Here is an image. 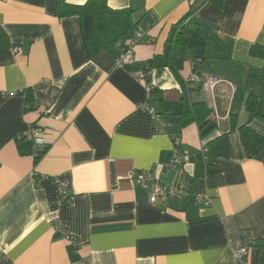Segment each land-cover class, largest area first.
Masks as SVG:
<instances>
[{"label":"crops","instance_id":"1","mask_svg":"<svg viewBox=\"0 0 264 264\" xmlns=\"http://www.w3.org/2000/svg\"><path fill=\"white\" fill-rule=\"evenodd\" d=\"M58 1L0 0V264H264V142L249 155L239 131L246 124L264 136V85L248 79L250 67L264 65L251 54L264 46V0H108L136 10L146 28L136 61L123 66L104 50L89 57L78 17L58 16ZM185 18L212 27L228 49L192 40L181 82L166 56ZM150 60L144 82L135 72ZM194 73L236 85L196 91L213 108L205 136L197 123L178 121L192 109L185 83ZM250 92L260 98L256 116L245 107ZM37 124L52 140L38 161L33 139L20 137ZM174 136L192 156L168 169ZM152 168L213 203H152L151 188L133 178Z\"/></svg>","mask_w":264,"mask_h":264},{"label":"trees","instance_id":"2","mask_svg":"<svg viewBox=\"0 0 264 264\" xmlns=\"http://www.w3.org/2000/svg\"><path fill=\"white\" fill-rule=\"evenodd\" d=\"M210 1L214 2V0ZM56 11L60 17L70 15L78 17L89 57H93L98 52L104 50L116 58L120 51L117 44L120 43L123 47V40L132 35L142 22V17L136 19V10L131 8L114 9L108 5V0H87L85 4L81 5L69 4L64 0H59ZM203 31H205L204 34ZM196 39H205L206 41L213 42L219 54L227 52L228 40L217 33L212 27L204 28L200 23L189 18L180 20L176 24L174 32L168 41L169 50L166 56V66L170 67L181 82L183 80L180 71L184 67L188 47L190 42ZM251 54L264 60V46H254ZM225 57L222 54L220 56V58ZM147 63L151 65V68L156 64L153 60ZM248 79L256 80L264 85V65L262 68L250 67ZM199 90L200 88H196L197 93ZM259 101V96L252 92L246 98V110L253 116L258 114ZM212 113L213 108L209 103L196 99L192 103L191 110L178 114V121L183 126L197 123L200 127L201 135L205 136L215 127V124H212L210 120ZM237 118L238 115H231L233 128L237 126ZM239 131L249 155L264 142V136L246 124L241 125ZM42 154L37 156L36 161L40 159Z\"/></svg>","mask_w":264,"mask_h":264},{"label":"built area","instance_id":"3","mask_svg":"<svg viewBox=\"0 0 264 264\" xmlns=\"http://www.w3.org/2000/svg\"><path fill=\"white\" fill-rule=\"evenodd\" d=\"M1 1H7V0H1ZM192 3H196L197 0H190ZM208 1V0H205ZM146 28L143 26H138L134 33L127 38L123 40V47L120 45V43L117 44V46L120 48V51L115 58L117 65L123 66L126 64H133L136 59L134 56V47L137 45V43L141 40V38L145 35ZM17 55L24 54V50L17 47L14 50ZM151 65L148 63H145L144 66L137 70L135 72L136 76L144 81H148V75L151 73ZM186 89L188 91H191L193 101L198 99L196 94V88H201V90L206 91L209 95L213 93V91L219 87L224 86L227 88L228 92L233 93V91L236 88L235 83L215 76L211 74L206 73H194L192 74L188 80L185 83ZM152 86L148 84V90L151 91ZM16 92H10L8 93L9 96H14ZM211 106V105H210ZM215 109H217V106H213ZM151 110L159 116L155 109L151 108ZM47 130L37 124L31 127V129L20 137H30L33 139L36 147V151L39 154L44 153L50 143L52 142L51 139L47 137ZM205 151L208 150L206 147L204 149ZM192 156V148L186 145L182 138L179 136H174V147L172 152V157L169 160L168 163L164 165V168L173 169L178 167H183L185 164H187ZM134 181L138 183L141 187L144 189L151 188V197L150 200L152 203H158L159 201H164L167 198H175L180 200L185 199H192L195 204L199 206H210L212 202V198L209 195H203L196 193L193 191L191 185H189L185 181H177L175 183L167 184L158 179L159 177L154 172V168L147 170V171H135L133 174ZM62 186V194L67 193V185L64 182H61ZM62 232H64L67 237L71 239V241L74 240V237H72L66 227H63L60 225L57 227ZM237 255L241 259H246L249 255V247L248 245H241L238 247L236 251Z\"/></svg>","mask_w":264,"mask_h":264}]
</instances>
